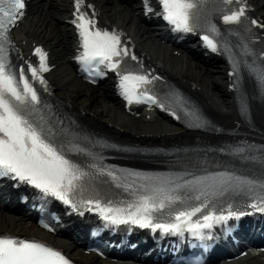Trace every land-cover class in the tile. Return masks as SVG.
<instances>
[{
    "label": "snow or ice",
    "instance_id": "snow-or-ice-1",
    "mask_svg": "<svg viewBox=\"0 0 264 264\" xmlns=\"http://www.w3.org/2000/svg\"><path fill=\"white\" fill-rule=\"evenodd\" d=\"M162 6L163 18L175 25L176 29L185 32H193L197 28V21L201 18L205 6L209 0H158ZM225 6L237 5L235 8H220L223 14L224 24H241L242 17H245L246 5L244 0H220ZM84 0H75V19L72 21L79 31L82 39L83 52L79 60L88 70V66L104 65L110 70L120 69L121 61L129 55L128 49L121 46L120 37L116 33L101 31L95 28V20L90 18L86 11H82ZM88 8L92 6L87 5ZM25 0H0V176H10L12 179L26 182L40 189L45 195H51L63 201L65 204H72L70 197L82 193L84 187L83 179L89 175L88 172L74 163L68 156L63 144L55 140L57 132L54 126H48L44 116L39 121L34 117L40 113L41 100L37 90L30 83L29 77L25 75V69L20 67L18 71L9 58L10 31L17 24L18 19L23 17ZM151 11V8H148ZM93 16L95 13L93 12ZM252 25L264 27L256 20L251 21ZM206 33L213 34V37L220 35V30L210 19L205 18ZM206 46L213 52L218 50V44L208 34L202 36ZM245 55L250 53L245 46ZM35 55L39 57V67L27 65V71L31 73V80H38L41 85L46 82L41 73L48 71L46 66V53L41 48L35 49ZM117 58V59H114ZM136 60V56H131ZM246 63V62H245ZM234 68H238V62H233ZM252 72L256 73L261 83H264V68H256L249 65ZM126 74L120 75V87L123 89L128 102L141 99L153 104L158 103L155 96L147 95V89L137 94V89L149 85L158 77L149 79L146 74H135L123 70ZM164 107L163 103H160ZM175 115V113H173ZM187 115H192L187 113ZM177 118H179L177 116ZM200 126V125H197ZM83 152L82 148H75ZM95 168V165H92ZM100 175H107L113 181L121 178L110 170L97 169ZM149 181L151 195H141L135 203H130L126 208L115 207L108 202L102 206L99 200L95 201V207L99 209L105 220L112 223L138 224L140 227L152 228L153 231L160 229L164 233L183 234L184 230L192 233L193 236L202 237L201 229L211 228L212 222L227 221L231 217L239 218L243 213H237L229 205L225 211L227 215H214L209 212L203 215L204 223L199 220L192 222V217L208 207V203L202 202L191 210L179 211L174 215L175 222L161 223L154 222L156 219L153 213H162L164 209L170 208L172 204L182 200L180 195H174L178 190L192 189L198 194L194 199L201 200L202 197L223 195L229 190H243L242 186H251L255 182L241 180L227 173L216 176L198 177L194 180L175 183L170 178L143 177ZM183 179V178H180ZM206 182H210L207 183ZM175 184L172 189L166 185ZM203 185V189L196 186ZM117 186H121L117 184ZM264 188V183L260 184ZM147 189L148 186L146 185ZM264 202V196L260 197ZM81 204H91L93 201H80ZM252 207H257L253 204ZM259 210L264 211V208ZM126 214L127 219H120ZM171 215V213H169ZM0 264H70V262L59 252L42 243L35 241L16 240L11 237L0 236Z\"/></svg>",
    "mask_w": 264,
    "mask_h": 264
},
{
    "label": "bare ground",
    "instance_id": "bare-ground-1",
    "mask_svg": "<svg viewBox=\"0 0 264 264\" xmlns=\"http://www.w3.org/2000/svg\"><path fill=\"white\" fill-rule=\"evenodd\" d=\"M67 0H38L37 5L32 6V16L25 18V22L18 34L32 39L44 40L52 47L57 69L52 78L57 88V94L65 95L73 100L76 105H81L93 113L91 119L96 124L107 129L121 138H127L132 131L139 134H162L166 131H177L179 128L169 120L159 122L157 119L140 122L123 111L122 104L110 95L108 84L96 86L91 89L76 75L74 67L65 59L70 53L71 39L67 35V28L60 21V17L66 12ZM102 5L106 16L115 22L127 26L135 34L140 44L156 59L182 78H188L199 82L212 93L216 106L219 109L231 107L227 93L223 90L225 72L221 63L214 60L206 62L195 52L182 51L180 56H175L172 49L166 44L155 40L154 33L143 24L134 10L136 0H94ZM258 10L264 15V0H255ZM140 120V119H139ZM112 123V127L109 124ZM114 125H120L123 133L117 132ZM129 134V135H128ZM0 229L17 230L20 232H40L39 228L27 223L25 213L14 211L12 207L0 209ZM41 233H44L41 231ZM47 234V233H44ZM52 237L51 235L47 234ZM56 242L69 248L72 255L83 258L94 264H114L97 259L93 254L86 255L72 247L66 237H54ZM121 264H148L126 261ZM232 264H264V253L250 259H242Z\"/></svg>",
    "mask_w": 264,
    "mask_h": 264
},
{
    "label": "rangeland",
    "instance_id": "rangeland-1",
    "mask_svg": "<svg viewBox=\"0 0 264 264\" xmlns=\"http://www.w3.org/2000/svg\"><path fill=\"white\" fill-rule=\"evenodd\" d=\"M60 96V95H59ZM62 96V95H61ZM143 121V119H141Z\"/></svg>",
    "mask_w": 264,
    "mask_h": 264
}]
</instances>
